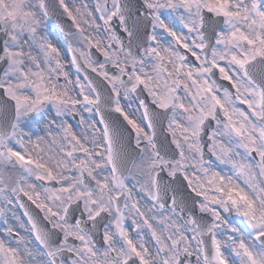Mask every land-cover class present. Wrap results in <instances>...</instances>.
<instances>
[{"label":"snow or ice","instance_id":"6c2138e0","mask_svg":"<svg viewBox=\"0 0 264 264\" xmlns=\"http://www.w3.org/2000/svg\"><path fill=\"white\" fill-rule=\"evenodd\" d=\"M59 6L89 49L70 44V63L79 72L83 60L84 67L108 82L111 94L103 99L87 76V85L79 77L75 81L82 99L70 97L66 87L60 91L53 80L62 75L67 84L72 81L64 70L60 49L40 35L41 23L50 15L49 4L46 0H0V33L5 37L0 42V61L5 65L0 69V168L19 165L23 170L14 181L0 171V199L12 204L10 194L19 199L23 193L44 213L48 225L40 226L26 210L32 239L16 233L15 247L0 239V264H193L192 257L195 264H264V0H98L95 11L102 25L87 5L84 11L75 9L79 19L65 0H59ZM177 19L187 34L177 32ZM82 24L97 32L102 27L108 43L86 35ZM161 32L172 38L166 45ZM92 47L101 51L105 63L92 59ZM33 49L40 55H33ZM185 53H191L198 63L193 66ZM107 63L115 73L110 75ZM216 70L234 92L217 84L213 79ZM144 91L151 105L163 112L150 110L137 95ZM121 92L125 99L136 97L141 120L146 122L143 127L121 106ZM48 103L56 107L57 116L69 106L75 111L80 105L100 117L90 124L91 147L71 126L58 125L63 127L67 144L60 149L64 155L55 171L43 157L32 156L28 145L40 148L42 138L33 142L22 127L33 120L38 124L34 114L43 113ZM238 103L246 105L247 111ZM178 109L182 120L176 118ZM169 110L168 131L175 148L158 146L156 141L155 122ZM111 112L119 113L135 132L140 155L138 163L131 162L135 173L128 167L122 133L105 118ZM212 122L215 127L208 135V151L220 163L230 164L236 179L214 172L208 183L215 195L210 197L195 172L208 174L202 135ZM96 123L103 127L97 128ZM254 155L259 157L255 167ZM126 172L133 179L147 177L143 183L136 182L160 210V219L152 217L156 226L133 196L134 186L126 183ZM33 176L60 186L43 187L42 199L34 184H28L27 190L23 186ZM237 179H242L244 187ZM184 181L197 197H203L191 202L193 208L198 206L210 220L193 214L181 191ZM165 209L170 216L163 215ZM220 209L241 217L246 231L223 217ZM125 210L140 218L139 223L132 221L138 239L125 227ZM105 217L110 220L104 225L102 250L94 233L98 220ZM145 226L155 241V254L140 235ZM7 232L13 236L11 228ZM223 248H230L236 260L230 262Z\"/></svg>","mask_w":264,"mask_h":264},{"label":"flooded vegetation","instance_id":"af4514ba","mask_svg":"<svg viewBox=\"0 0 264 264\" xmlns=\"http://www.w3.org/2000/svg\"><path fill=\"white\" fill-rule=\"evenodd\" d=\"M165 15H168L167 12L165 13ZM79 19V18H78ZM177 32L178 29H176ZM162 34H159L160 35V39L161 41L166 45L167 42L169 40H171L172 38L171 37H168L165 33L161 32ZM86 34V33H85ZM89 34V33H88ZM69 36L72 35V37L74 39H77V41H79L80 36L77 34V30H75L73 33H70L68 34ZM91 36L93 39H99L101 40L102 42H107L108 43V40H107V37L104 33V31L102 32V35H98V33L95 35V36H92V35H89ZM168 40V41H167ZM82 41V40H81ZM80 42V41H79ZM181 52L183 53L184 50L181 48ZM185 55H187L188 57V60L189 62L192 64V65H196L198 62L195 60V58L193 57L192 60L189 59L190 57V54L188 55V53H185ZM100 63V62H99ZM146 70H149L150 71V68L149 69H146ZM116 72V69L115 68H111L110 69V75L112 73H115ZM80 93V91L78 90V94ZM137 95H139V97L141 99H144L145 102L149 105L150 107V110L152 111H156V112H163V110H160V109H155L152 105H151V97L148 96L147 92L144 91V92H139ZM182 99H183V92L180 93ZM80 99H82V96H80ZM121 106L125 109V111L129 112V115H130V118H133L137 121V123H140L141 126L143 127L144 124L146 122H143L141 120V115H142V110L138 108V101L136 99L135 96H131L130 98L128 99H125L123 97V92H121ZM238 107H240L241 109L247 111V106L246 105H240L239 103L237 104ZM71 106H69V110L67 111V118H65V122H67V126H71V129L73 128L74 131H72L73 133L78 134V138L81 139L82 142H85L86 143V146H89L91 147V141L90 139H87V141H85V137L87 135H89V133L92 134V130H88V124H89V118H94L97 122L99 121V115H97L95 113V110H93V112L89 113V112H85L83 111V109L80 107V105H77L76 106V110L75 111H71ZM47 113H53L52 110H48ZM94 113V114H93ZM41 113H39L40 115ZM119 114V113H117ZM35 115V114H34ZM81 116H83L84 118V122L82 123L81 122ZM171 116H172V113L171 111L169 110L167 112V114L165 116H162L160 118V121L159 122H155V132H156V138H160L162 139V137H169L170 139H172V136H171V133L168 131V124H169V121L171 119ZM40 118L39 119H42L43 121H46L44 119H48L47 116L45 115H42V116H39ZM61 118H63V116L61 115L60 116ZM59 117V118H60ZM177 120H182L183 117L179 115V109L177 110ZM221 119H223V116L221 115ZM119 118H115V122L118 121ZM60 121V120H58ZM69 123H74L73 125H70ZM99 124V123H98ZM80 126L81 129V132H80V129H77V126ZM99 128H102L103 125L99 124ZM131 127V125H130ZM215 127V122H213V126L212 128ZM121 133H122V136H123V139H122V143H125L127 141L126 138L129 137V134H130V130L129 128H126L124 127L123 129H121L120 127H116ZM211 128V130H212ZM132 129V128H131ZM211 130L209 131V133H207L205 136L202 135V144L204 145V152L205 153H209L207 150H208V145L211 143L209 140H208V135H210L211 133ZM75 131H78L79 133H76ZM147 131V129H146ZM133 134H134V139H135V132L133 131ZM162 135V137H160ZM177 135H179V131H177ZM90 142V143H89ZM175 146V145H174ZM76 155H78L79 157H82V153L79 154V153H76ZM213 155H211L210 157H204V160H207L209 161L210 159L213 158V160L211 162H205L204 166L206 168L209 169L208 171V174L207 175H204L203 173L199 172L198 170L195 172L196 176L199 177V182L202 183L204 185V188L207 190V194L211 197L213 195H215L214 193V189H213V186L210 185L208 183L209 180L212 179V174L214 172H219L221 175H225V176H233L234 179H236V176L232 173L233 172V169L231 167L230 164H222L218 161V165H214L215 164V160H214V157H212ZM252 159L254 161H258L259 157L258 156H253ZM54 168V171H55V167ZM130 168V167H129ZM132 170L133 173H135V169L133 167L130 168ZM16 171L15 168L12 169V171ZM6 171H10L9 173H11V169H9L8 167L6 168ZM22 169L20 168L19 169V174L18 172L16 173V177L18 178L21 173H22ZM7 173V174H9ZM125 175L128 177L127 180H126V183L129 184L130 187L134 186L133 188V196L135 197V199L137 201H139V204H140V207H141V210L145 212V215L150 219V222H153L154 226H156L155 224V221L152 220V217L155 216L156 219H160V210H158L157 208H155L150 200V198L147 197L146 193H143L140 191V185L136 182L137 180H139L141 183H143L147 177L144 176V177H141V176H137L135 179H133L132 176L128 175V173L126 172ZM193 176V170L190 169L189 170V177L192 178ZM16 178V179H17ZM15 179V180H16ZM31 180V181H30ZM29 182H27V184H24L23 186L26 188L27 190V185L28 184H34L35 185V188H36V191L38 192H41V197L43 196L42 194V191H39L40 189V186L38 184H36L37 182H41V183H44L46 185H49V186H52L54 188L58 187L59 185L55 182V181H37L35 179V177H30L28 178ZM237 183H239L241 185V187H244V184L243 182L240 181V179H237L236 180ZM94 186V185H93ZM182 194L183 196L188 200V206L190 209L193 210V214L195 216H197L198 218L199 217H203L205 220H210L211 217L209 214L207 213H200L199 212V209H198V206H196L195 208H193V205H192V201L195 200L197 202H200L203 200V197H193L192 195L188 194L185 190H184V182H183V186H182ZM17 199V197H16ZM19 199H20V194H19ZM19 199L18 202H19ZM123 203V202H121ZM20 203H19V211H18V208H17V211H18V218L20 221H22V224L21 226H16L17 228H13V224H14V221H12V227H8L7 224H3L2 227L3 229H9L11 228L13 230V236H6L5 234V242H11L12 241V246H13V243L15 242V237L16 236V233H19V235H23V234H27L29 239L31 240L32 239V236H31V233L29 231L30 229V225H29V222H28V218L27 216L24 215V211H23V207H20ZM221 211V215L223 217H225L226 219H229L230 221H233V225L239 229H241L242 231H246V225L244 223H242V218L239 217L235 212H232V213H224L222 209H220ZM126 212V216H125V221H124V224H125V227L128 229L129 231V235L135 240V239H138V236L136 234V229L133 227V224H132V221L133 219H136L137 222H141L140 221V218L139 217H135L134 214H127V210H125ZM43 216H44V213H42ZM163 215L165 217L167 216H170L171 214L167 211V209L164 210L163 212ZM185 216H187V212H185L184 214ZM173 219H177L176 217H173ZM43 220V219H42ZM110 220L109 217H105L103 220H98V224H97V228L95 230V233H94V237H95V240L97 241V247H101V249L103 250V231H104V225L106 223H108ZM25 222V223H24ZM178 222H181L182 221H179ZM24 223V224H23ZM40 226L42 227H45V226H48L47 225V222L45 220H43V224L42 223H38ZM8 227V228H7ZM26 229H25V228ZM8 233V232H7ZM140 235L143 236L144 240L147 242L149 248H150V251L155 254V250H156V245H155V241L152 239L151 237V233L149 232V230L147 229V227H142V229L140 230ZM222 239L224 237H221ZM8 240V241H7ZM10 240V241H9ZM206 242L208 243L209 247H210V239H207L206 238ZM75 243H79L78 241H76ZM15 244V243H14ZM16 245V244H15ZM225 250V251H224ZM222 251H224L225 253V256L229 259L230 262L232 261H235L236 260V257L234 255V253L232 252V250L230 248H223ZM67 259H71V256H66ZM192 261L195 263V257H192L191 258ZM137 264H138V261H137ZM237 264H238V261H237Z\"/></svg>","mask_w":264,"mask_h":264},{"label":"rangeland","instance_id":"374dc122","mask_svg":"<svg viewBox=\"0 0 264 264\" xmlns=\"http://www.w3.org/2000/svg\"><path fill=\"white\" fill-rule=\"evenodd\" d=\"M87 2L85 3V5H87V10L88 11H91L92 12V15L95 17V14H94V11H92L93 10V5L91 4V0H86ZM98 1V0H97ZM33 2H35V0H33ZM100 3H103V0H101L100 1ZM166 13V12H165ZM169 18H171V16L169 17ZM97 22V21H96ZM98 24H100L99 22H97ZM87 27H88V25H87ZM84 28H85V30H86V33H89V34H91L92 36H95L96 34H94L92 31H94V28L92 27L91 29H89V27L88 28H86L85 26H84ZM176 28V27H175ZM183 29H181L180 28V31L181 32H183V33H185V34H187V29L185 28V27H182ZM177 29V28H176ZM40 32H43V33H45L44 35L47 37V38H50V36L53 38V46H55V47H57V48H59L60 49V54H61V56H60V58H61V61H62V63L64 64V70L65 71H67L68 72V77H69V80H71L72 81V83L71 84H67L66 82H65V79H64V77L61 75L60 77H59V79L58 80H53L52 81V83H57L58 84V88H59V90L60 91H63L64 90V88L65 87H63L64 86V84H67L68 86L66 87L67 88V90H68V92H69V96L70 97H73V98H77V99H80V97H79V94H78V89H79V87L75 84V81H76V79H77V77H79V79H80V81H81V83L82 84H85V85H87V81L85 80V78L83 77V75H82V73H81V71H77V69H76V67L74 66V65H72L71 63H70V54H71V52L69 51V45L71 44L72 46H74V47H80V48H82V49H84L85 51H88L89 49L87 48V46L81 41V39H79V43L72 37V35L71 36H69V35H65V34H63V31H60L58 28H57V26L56 25H52V24H50V22L48 21V20H46V21H42V23H41V28H40ZM102 35V27H101V29L99 30V32H98V35ZM160 34H162V33H160ZM168 41V40H167ZM106 44H107V42H105ZM106 44H104V45H106ZM25 51L27 52L28 51V49L26 48L25 49ZM32 54L33 55H37V56H39L40 54H39V52H38V50H36V49H33L32 50ZM82 62H83V60H82ZM100 63H105V59H103ZM223 63V62H222ZM109 64H111V63H109ZM193 66H195V65H193ZM42 67H43V65H42ZM220 76V75H219ZM61 83H63V84H61ZM183 97H184V94H183ZM185 103H187V101L185 100ZM48 110H52L53 111V113L54 114H52V113H47L48 112ZM180 111V110H179ZM94 114V113H93ZM36 116H37V119H38V116H42V115H45V116H47V118L48 119H44V120H46V122L48 123V125H47V128L49 129V131H51L52 133H51V135H49V134H47V133H45V132H43L42 130H41V127L43 126V125H41V123L40 122H42V119H39V123L37 124V122H36V120H33L34 121V123H32V121L31 122H26L25 123V126H30V125H32V126H30V129H27V130H23L25 133H27V134H31L32 135V137H33V133L34 132H37V136H39V137H41L42 139L39 141L41 144H44V143H46L49 147H52L53 149H54V151L52 150V151H49L48 150V152L49 153H55V154H57L58 156H59V158H57L58 156H51V158H50V156L48 157L47 155H46V153H44V151H42L41 150V148H34L33 147V145H30V147L28 148V150L32 153V149H34L35 151V154L34 153H32L33 154V157L35 158V157H37V155H39V156H41V157H43V160H44V162H46V163H48L49 164V166H51V167H55V165H56V162L57 161H59L62 157H63V155H64V153H62L61 151H60V149L62 148V147H65L66 146V144H67V142L63 139V137H64V131L61 129V127H58V123L57 122H60L61 121V123L62 124H64V123H67V122H65L66 120H65V118H67V111H65L64 112V114L62 115L63 117H64V119H62L60 116H57V110H56V107L53 105V104H51V103H48L47 105H46V108H45V111L43 112V113H41L40 115L39 114H35ZM61 119H60V118ZM40 118V117H39ZM56 121V123L55 124H49V122L50 121ZM58 120H60V121H58ZM97 122L94 118H89V124H88V130H92L91 129V127H90V124H92L93 122ZM70 125H73L74 123H69ZM75 125V124H74ZM77 126V125H76ZM96 127L97 128H99L100 126H99V124L98 123H96ZM77 129H80V132H81V130H83V129H81V127L80 126H77ZM76 133H79L78 131H75ZM89 134H91V133H89ZM211 134V133H210ZM96 135L98 136L99 135V133H96ZM77 136H78V134H77ZM27 137V136H26ZM45 137H46V140H45ZM89 137H91V138H88V139H90V140H92V136H90L89 135ZM32 139V138H31ZM33 140V139H32ZM35 142L37 141V140H34ZM59 141H62V144H60V145H58V142ZM17 150H20V151H22L23 152V150L22 149H19V147L17 146ZM42 151V152H41ZM241 152H243V150L241 149L240 150ZM79 154H81V153H79ZM78 156V155H77ZM79 157V156H78ZM214 157V160L215 161H217L214 165H218V160H217V158L215 157V156H213ZM80 158H83V157H80ZM213 160V158L212 159H210L209 161H207V160H204L205 162L207 161V162H211ZM251 160H252V163H253V165H254V167H255V165H256V163L258 162V161H254L252 158H251ZM259 160V159H258ZM140 161V158H138L137 160H136V162L138 163ZM9 168V169H11V171H12V169L13 168H15L16 169V171H12L11 173H9L10 171H6V168ZM6 168H0V171H4V172H6V173H9L8 175L12 178V180L14 181L17 177H16V173L19 171V169H20V167H19V165H16L15 167H12L11 165H8ZM234 175H235V172H234V170H233V172H232ZM18 174H19V172H18ZM31 181V180H30ZM240 181L241 182H243L242 181V179H240ZM27 182H29V181H27ZM36 184H38L39 186H40V189H39V191H42V188L43 187H50V188H54V187H52V186H49V185H46V184H44V183H39V182H37ZM60 186V185H59ZM58 186V187H59ZM246 191H247V189H246ZM43 195V194H42ZM33 196H34V194H33ZM10 198L12 199V204H7V203H5V202H3V200L2 199H0V208H3L4 209V214L3 215H0V239H2V240H5L6 239V237H5V234H6V236H8L7 234V229H3V227H2V225L3 224H7L8 225V227H12V218H11V212L10 211H8L9 209L10 210H12V208H14L16 211H17V208H18V211H19V202H18V200L16 199V196L15 195H12V194H10ZM35 198V197H34ZM42 199H43V196L41 197ZM17 211V212H18ZM17 217V216H16ZM16 221H18V219L16 218V220H15V222ZM231 222H233V221H231ZM20 223L22 224V221H20ZM25 223V222H24ZM23 223V224H24ZM7 227V228H8ZM25 228V227H24ZM26 229V228H25ZM9 237V236H8ZM15 237V236H14ZM8 241V240H7ZM6 243H8V242H6ZM15 243V242H14ZM13 243V246L15 247L16 245ZM193 264H195L194 262H193Z\"/></svg>","mask_w":264,"mask_h":264},{"label":"water","instance_id":"95a60500","mask_svg":"<svg viewBox=\"0 0 264 264\" xmlns=\"http://www.w3.org/2000/svg\"><path fill=\"white\" fill-rule=\"evenodd\" d=\"M46 2L49 4L50 15L48 18L50 20H53V21L59 19L61 21L60 23H61L62 28L67 30V22L65 20V15H64L62 9L60 8V6L58 5V1L57 0H46ZM50 24H51V22H50ZM52 25H54V24H52ZM63 34H65V32H63ZM65 35H67V34H65ZM4 38L5 37L3 36V34L0 33V42H2ZM2 55H3V53L0 52V56H2ZM4 66L5 65L3 64V62L0 61V69H2ZM81 68L85 71V73H86L85 75H87V77L91 79L92 83H94V84L96 83L98 86H101V85L105 86L104 88L99 89L103 94H105V93H107L108 95L111 94L109 91L110 89H109V87L108 88L106 87V83L104 80H102L101 78H98V80L93 78L94 73L87 70L83 64H81ZM0 95H2V93H0ZM106 98H107V96H106ZM106 98H103V99H106ZM105 118L107 120H109L111 118V115L106 113ZM130 143H131V145L133 144L132 138L130 139ZM133 147L134 148H132L131 151L129 153H127L128 157H129V161H130L128 167H130V168L132 166L131 162L135 161L136 157L139 156L138 150L135 148V146H133Z\"/></svg>","mask_w":264,"mask_h":264},{"label":"bare ground","instance_id":"6f19581e","mask_svg":"<svg viewBox=\"0 0 264 264\" xmlns=\"http://www.w3.org/2000/svg\"><path fill=\"white\" fill-rule=\"evenodd\" d=\"M86 2H87L86 0H70V2H69L70 10L73 11V14H74V15H77V18H79V15L76 13L75 9H76L77 7H80V8H81V11H84L83 6L85 5ZM84 25H85L86 28L89 27V26L87 27L86 24H84ZM91 28H92V27H89V29H91ZM44 34H45V33L40 32V35H41V36L46 37ZM46 38H47V37H46ZM47 39H48V41H49L51 44H53V38H52L51 36H50V38H47ZM75 40L77 41V39H75ZM77 42L79 43V41H77ZM65 82H66V81H65ZM61 84H63V83H61ZM67 86H68L67 84H64L63 87H67ZM60 90H61V89H60ZM40 123H41V125H43V126L41 127V130H42L43 132L49 134V129L47 128L48 123H47L46 121H43V120H42V122H40ZM57 123H58L59 125L62 124L61 121H60V122H57ZM63 125L66 127V126H67V123H64ZM61 129L63 130V127H61ZM71 131H74L73 128L71 129ZM51 133H52V132H51ZM89 135L92 136V134H89ZM89 135L86 136L87 139H88V138H91V137H89ZM37 137H39V136H37V132H34V133H33V141H34V140H37ZM45 140H46V137H45ZM90 141H91V140H90ZM34 142H35V141H34ZM39 143H40V142H39ZM89 143H90V142H89ZM60 144H62V141H59V142H58V145H60ZM28 148H29V146H28ZM40 148L42 149V151H44V153H46V155H47L48 157L50 156V158H51V156H58V155L55 154V153H49V152H48V150H49V151H52V150L54 151V149H53L52 147H49L46 143H44V144H41V143H40ZM42 151H41V152H42ZM57 158H59V156H58ZM33 177H34V176H33ZM8 211L11 212V218H12V221H14L13 228H14V229L17 228V227H16L17 225H18V226H21V223H20L19 218L16 217V216H18V212H17L14 208H12V210L9 209ZM16 218L18 219V221L15 222ZM15 225H16V226H15ZM21 236L25 237L26 240H30L27 234H23V235H21ZM9 241H10V240H9ZM11 243H12V241H11ZM20 248H21V251L23 252L24 245L21 244ZM224 251H225V250H224ZM224 254H225V253H224Z\"/></svg>","mask_w":264,"mask_h":264}]
</instances>
